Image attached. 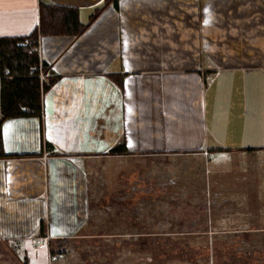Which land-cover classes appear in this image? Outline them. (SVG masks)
<instances>
[{"label": "crops", "instance_id": "0c3cea01", "mask_svg": "<svg viewBox=\"0 0 264 264\" xmlns=\"http://www.w3.org/2000/svg\"><path fill=\"white\" fill-rule=\"evenodd\" d=\"M105 1L0 0V37L28 36L43 2L86 24ZM39 51L59 80L42 122L3 124L0 264H48L47 232L264 264V0H114Z\"/></svg>", "mask_w": 264, "mask_h": 264}, {"label": "trees", "instance_id": "16d2710c", "mask_svg": "<svg viewBox=\"0 0 264 264\" xmlns=\"http://www.w3.org/2000/svg\"><path fill=\"white\" fill-rule=\"evenodd\" d=\"M114 0H106L89 17L88 23L80 20L79 10L73 7L59 6L52 3L40 4V23L28 36L0 37V159L8 157L3 140V124L11 118L33 117L42 122L43 95L58 82L59 76L51 71L48 63L41 59L40 38L46 36H81L101 14L105 6ZM41 71L45 77L41 78ZM119 87L123 82L115 80ZM109 155L128 154L122 145L108 151ZM71 239L53 240V252L66 249ZM91 242L90 241H84ZM97 242L101 254L117 256L120 251H150L155 264L160 261V253L168 260H197L194 251L188 252L179 242L166 241H121L117 245L112 241ZM65 253V252H64ZM121 256V255H120Z\"/></svg>", "mask_w": 264, "mask_h": 264}, {"label": "rangeland", "instance_id": "374dc122", "mask_svg": "<svg viewBox=\"0 0 264 264\" xmlns=\"http://www.w3.org/2000/svg\"><path fill=\"white\" fill-rule=\"evenodd\" d=\"M135 166H137V170H140V166L144 163V160H135ZM134 165V163L132 164ZM125 170V169H124ZM90 190H92V186H90ZM72 241L66 247L65 250V258L61 262H55L53 264H155L153 254L150 251H118L117 256L112 257V254L107 253L102 255L100 249L96 245L97 242H85L84 240L79 239H71ZM105 242V241H103ZM117 245L119 242H116ZM34 248L33 244L31 243ZM186 251L196 253L195 256L199 258L196 260L191 259H176V260H168L167 255L160 253V261L156 264H220L218 262V258L210 257V245L206 244L205 247L198 248L197 250H193V245L190 243H182ZM52 249L54 250L53 242L51 243ZM217 254V251H215ZM225 254V250L219 252V255L222 256ZM14 255V254H12ZM121 255V256H120ZM218 255V254H217ZM15 256V255H14ZM14 258V257H12ZM257 257H251L250 259L244 258L245 262L253 263L255 262ZM224 264V259H221Z\"/></svg>", "mask_w": 264, "mask_h": 264}, {"label": "built area", "instance_id": "2783aa9c", "mask_svg": "<svg viewBox=\"0 0 264 264\" xmlns=\"http://www.w3.org/2000/svg\"><path fill=\"white\" fill-rule=\"evenodd\" d=\"M45 75L42 74L41 71V78L43 79ZM53 241V236L47 232L46 234H43L42 236L38 237L37 239H34L31 243L36 249H46V262L48 264H53L58 261H62L65 258V250H60L59 252H53L51 243Z\"/></svg>", "mask_w": 264, "mask_h": 264}]
</instances>
